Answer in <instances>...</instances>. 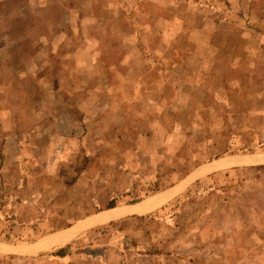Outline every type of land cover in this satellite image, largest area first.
I'll use <instances>...</instances> for the list:
<instances>
[{
    "label": "rangeland",
    "instance_id": "obj_1",
    "mask_svg": "<svg viewBox=\"0 0 264 264\" xmlns=\"http://www.w3.org/2000/svg\"><path fill=\"white\" fill-rule=\"evenodd\" d=\"M260 165L264 0H0V264H264Z\"/></svg>",
    "mask_w": 264,
    "mask_h": 264
},
{
    "label": "bare ground",
    "instance_id": "obj_2",
    "mask_svg": "<svg viewBox=\"0 0 264 264\" xmlns=\"http://www.w3.org/2000/svg\"><path fill=\"white\" fill-rule=\"evenodd\" d=\"M228 161H230V160H228ZM242 161H244V160H242ZM217 162V161H216ZM246 162V161H245ZM260 163V162H259ZM231 164V163H230ZM230 164H228V163H213V164H211V165H209V166H207V167H205V168H202L196 175H195V178H197V177H200V176H203L204 174H209V173H212V172H215L216 170H218V169H221V168H226V167H229L230 166ZM242 165H243V163H241ZM237 165H240V164H237ZM233 166V165H232ZM231 167V166H230ZM195 178H193V179H195ZM198 179V178H197ZM175 192V191H174ZM167 197H170V196H167V195H165V196H161V198H159L158 197V203H162V202H164L166 199H167ZM169 199V198H168ZM147 205V204H146ZM145 206V205H144ZM143 206V207H144ZM154 206V205H153ZM148 207V206H147ZM147 209L146 208H136V209H129V211L128 212H123V213H116V214H110L111 216H109L108 218H107V220L108 219H114V218H117V217H120V216H124V215H126V214H128V213H144L145 211H146ZM105 219V218H104ZM98 220V219H97ZM103 220V219H102ZM104 221H106V220H104ZM98 223V222H97ZM102 223V222H101ZM95 224H96V222H95ZM87 225V224H86ZM85 224H80L76 229H73L74 231L73 232H71L70 233V235L69 236H72V235H75V234H77L78 232H80L81 230H83V229H85V228H88L87 226H86ZM90 227V226H89Z\"/></svg>",
    "mask_w": 264,
    "mask_h": 264
},
{
    "label": "trees",
    "instance_id": "obj_3",
    "mask_svg": "<svg viewBox=\"0 0 264 264\" xmlns=\"http://www.w3.org/2000/svg\"><path fill=\"white\" fill-rule=\"evenodd\" d=\"M252 169H254L256 171H262V172H264V165L256 166V167H253Z\"/></svg>",
    "mask_w": 264,
    "mask_h": 264
}]
</instances>
